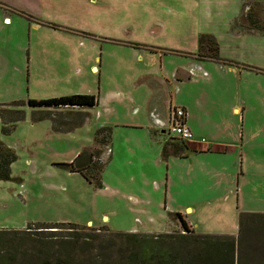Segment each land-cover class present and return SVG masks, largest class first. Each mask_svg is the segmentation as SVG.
I'll return each instance as SVG.
<instances>
[{"label": "rangeland", "instance_id": "1", "mask_svg": "<svg viewBox=\"0 0 264 264\" xmlns=\"http://www.w3.org/2000/svg\"><path fill=\"white\" fill-rule=\"evenodd\" d=\"M203 35L217 39L225 64L198 59ZM0 56V108L10 110L0 140L16 154L11 178L0 180V230L180 233L179 212L200 233L237 237L243 214L264 213V0H0ZM76 94L99 104L66 132L28 105ZM170 96L191 104L190 125L211 146L242 147L244 130L242 152L167 155V143L179 146ZM236 105L247 107L244 124ZM72 111L50 114L72 127L81 119ZM103 127L113 134L100 147ZM98 148L96 181L63 166ZM260 227L250 239L263 249ZM248 261L258 264L251 253Z\"/></svg>", "mask_w": 264, "mask_h": 264}, {"label": "trees", "instance_id": "2", "mask_svg": "<svg viewBox=\"0 0 264 264\" xmlns=\"http://www.w3.org/2000/svg\"><path fill=\"white\" fill-rule=\"evenodd\" d=\"M219 53L220 45L213 35L200 38L198 59L220 62ZM98 104V96L91 94L28 101L31 108L47 109L42 111V116L51 121L56 132L70 131L83 125L89 117V112L84 110L95 108ZM4 108H0L3 120L6 116H3ZM59 109H79L80 121L72 127L67 124L57 126L50 112ZM5 111L10 112L6 108ZM112 134L110 127L99 129L96 143L100 147L110 145ZM172 139L178 141L179 146L167 143L165 153L170 155L173 151L180 157H186L183 147L188 145ZM101 154V148H98L90 151L85 158L83 154L79 155L72 163L63 166L94 182L104 168ZM15 159V152L0 140V180L11 178V166ZM174 217L179 220L183 232L147 234L114 232L107 228L93 232L92 227L72 223L33 224L38 228L35 232H32L31 225L26 230H0V264H251L248 261L250 253L255 255L258 264H264V246L262 249L259 243L250 239L254 233L263 232L260 226H264V213L243 214L237 237L200 233L183 214L178 212ZM56 228L67 229V234L45 233Z\"/></svg>", "mask_w": 264, "mask_h": 264}, {"label": "crops", "instance_id": "3", "mask_svg": "<svg viewBox=\"0 0 264 264\" xmlns=\"http://www.w3.org/2000/svg\"><path fill=\"white\" fill-rule=\"evenodd\" d=\"M196 57V56H195ZM221 63H226L222 60H220ZM4 63H6V60L0 56V68L3 67ZM198 67L200 68V65H198ZM95 70L97 69V67L94 68ZM193 76V75H192ZM179 76V72H177L175 74V81H179V80H183V78ZM172 78V77H171ZM188 80H191V77H186ZM166 82L168 84L171 83V79L169 78H165ZM179 91V89H178ZM171 97V96H170ZM262 105L264 106V103H262ZM170 106L171 108L173 106H177L175 105L174 101H173V98L171 97V102H170ZM181 107H184L187 112H188V126L190 127V129L192 130V132L194 133L195 135V140L188 143L187 145L189 146V148L191 150H193V154L194 155H197V154H210V153H217V154H223V153H230V152H235V153H238L239 149H240V152H242V149L245 145V140H246V137H245V131L243 130L242 131V138H243V141H242V147H239L238 145H231V146H228V145H220V144H215L214 146H211L210 143H207V142H202L203 139H200L196 136V133L197 132L196 130H194V126L193 125H190V121L192 120L193 116H194V113H195V110L194 108L191 106V104L188 102V101H183L182 102V105ZM160 110L162 113L164 111V106L163 104H161L159 101H156L154 103V106H153V111H158ZM234 111L238 114V113H241V120L243 122V124L245 123V120H246V117H247V107H244L242 110L236 105L234 106ZM159 112V111H158ZM239 117V116H238ZM256 122V120H255ZM51 123V122H50ZM52 124V123H51ZM259 124L261 125H264V121L261 120L259 122ZM261 132V131H260ZM264 138V136H262ZM205 140V139H204ZM206 141V140H205ZM231 149V150H230ZM113 154V153H112ZM243 158H244V162H245V155H242ZM240 158H241V155H240ZM242 158V159H243ZM189 211H193V209L191 207H187V212ZM184 216V215H183ZM185 217V216H184ZM185 219L187 220V218L185 217ZM193 228H195L193 226V224H191L190 222H188Z\"/></svg>", "mask_w": 264, "mask_h": 264}, {"label": "built area", "instance_id": "4", "mask_svg": "<svg viewBox=\"0 0 264 264\" xmlns=\"http://www.w3.org/2000/svg\"><path fill=\"white\" fill-rule=\"evenodd\" d=\"M169 122V133H172L175 139L186 144L195 140V135L188 126V112L184 107L173 106L170 109ZM202 142L206 141L203 139Z\"/></svg>", "mask_w": 264, "mask_h": 264}]
</instances>
